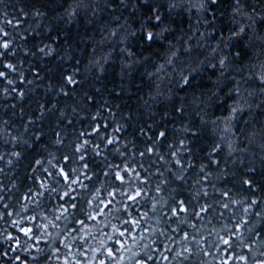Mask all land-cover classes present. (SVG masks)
<instances>
[{
  "label": "trees",
  "instance_id": "16d2710c",
  "mask_svg": "<svg viewBox=\"0 0 264 264\" xmlns=\"http://www.w3.org/2000/svg\"><path fill=\"white\" fill-rule=\"evenodd\" d=\"M241 2L247 12L255 8L261 15L256 18L255 31L246 26L230 42L224 55L231 63L225 61V69L218 58L210 60L208 53L221 34L238 31L237 21H244L234 14L236 0L209 3L203 17L210 26L201 23L196 7L189 8L180 0H0V44L7 41L10 45L0 48L4 53L0 72L6 74L0 76V264H99L100 260L136 264L145 258L143 245H148L147 255L153 257L148 264H260L264 259V217L255 213L264 212V93L260 92L264 89L260 79L264 56L257 53L264 50V0ZM149 4L155 6L163 25L146 21ZM142 22L150 23L149 30L162 32V36L144 39ZM201 34L204 39L198 44ZM124 49H131L133 57ZM168 58L176 65L175 71L171 65L167 68L173 79L185 69L188 83L183 84L181 78L182 88L169 85L166 90L152 75ZM188 67L196 71L189 73ZM69 76L76 83H69ZM240 85L244 96L240 103L247 100L251 107L245 106L231 124H221L229 115V105L240 97L234 91ZM217 86L219 98L213 97L205 107L203 101ZM160 132L166 135L160 137ZM85 139L99 149L89 150L81 162L76 149ZM108 140L114 142L107 144ZM37 160L44 161L42 167ZM83 163L89 166L84 171L92 176L91 181H84L88 189H78L77 203L84 212L74 211L66 225L58 221V237L52 228L44 237L35 226L46 223L43 216L54 219L62 201L58 193L40 188L39 182L47 175L43 169L55 174L60 167H74L80 175ZM109 164L127 166L146 177L143 184L133 182L143 188L145 196L131 206L130 216L122 205L131 202L117 196L95 222L86 221L96 238L80 240V233L74 232L77 239L65 248L62 241L69 231L80 227L75 220L85 219L87 201L96 187L103 183L127 192L133 186L120 187L103 175ZM48 183L57 187L51 178ZM39 191L44 195L35 203L24 199ZM179 200L189 208L179 218L183 224L171 215ZM252 201L257 203L250 215L245 214L243 208ZM26 204L28 211H22ZM202 205L211 207L201 216L193 215L192 209L198 211ZM145 212L147 217H143ZM28 216L38 219H23ZM130 218L140 219L141 227L121 223ZM241 218L248 222L246 228H236ZM109 222L121 230L130 229L131 238L115 236L105 244V250L113 249V257L98 251L93 259L92 248L99 247L102 233L112 234ZM21 227L34 228V234L26 237ZM232 231L242 234L244 240L233 237L229 249L220 239H227ZM117 239L130 251L115 243ZM185 249L184 255H176ZM133 252L137 255L130 259ZM240 256L246 260H239Z\"/></svg>",
  "mask_w": 264,
  "mask_h": 264
},
{
  "label": "snow or ice",
  "instance_id": "6c2138e0",
  "mask_svg": "<svg viewBox=\"0 0 264 264\" xmlns=\"http://www.w3.org/2000/svg\"><path fill=\"white\" fill-rule=\"evenodd\" d=\"M147 12L150 13V15H147L146 17V21H152L155 20L156 22L160 23L161 22V16L159 15V13L156 11V8L154 5H147ZM152 27V25L150 23L147 22H142L140 24V30L143 32L144 34V39H146L147 41H153L154 39H158L159 38V33L158 32H154L152 30H149ZM4 36L7 35V33L3 34ZM0 39H2V37H0ZM9 43L7 41H4L2 44H0V48L3 49H8L9 48ZM41 51H43V49H41ZM3 52H0V55H3ZM8 67H13L12 65H8ZM6 74L3 72H0V76H5ZM67 80L69 83H76V81L71 77H67ZM188 81H186L187 83ZM182 110V109H181ZM235 111V109H234ZM95 131V129H94ZM82 136L84 134H81ZM166 135V133L164 132H160L159 136L160 137H164ZM61 141L57 140L56 143H60ZM114 141L112 140H108L107 144H112ZM107 144L105 145V147L107 146ZM99 149V146H97L96 148H92L91 146V141L89 140H82V142L80 143L79 147L76 149V153H79V161H85L86 158V154L89 152V150L93 151V152H97ZM18 155V154H16ZM143 155V154H141ZM65 160H71L73 159V157H65ZM37 165H41V167L44 164V161L41 160H37L35 162ZM48 164L52 165V167H56V165L52 164V161H47ZM177 164H180V160L176 161ZM88 164L87 163H83L81 166V170H80V175H77L78 169L77 168H67V170L65 169V167H60L55 174H53L52 172H49L47 168H44L43 171L45 173H47V175L45 176V178L43 180H41L39 182L40 188L43 189L44 191H48L50 193H58L59 194V198L62 201L61 204H59L57 211H58V215H56L54 217V219H48L47 216H43V219L46 221V223H38L36 224V228L41 229L42 233L44 235V237H48L50 235L48 229L52 228V229H56L57 230V237L60 235V227L58 225V221H63L65 223V225L67 224L68 220H69V216H73L74 211H80V212H84V209L81 207L80 204L77 203L78 199L80 198V192L78 191V189H88L89 185L84 183L85 180L87 181H91L92 180V176L88 175L87 171H84L86 169H88ZM106 167L108 168V171L103 173V175L107 176L109 178V180H111L113 182V184H115L116 182L119 183L120 187H124V188H128L129 184H132L133 186L131 188H128V191H120L119 188H116V190H113L112 188H110L109 186L101 183L99 187H96L94 189L93 192L90 193V199L87 201L88 204V209L89 211L85 212V219H76L75 223H77L80 227L73 229L72 231H69L67 233V236L65 237V240L62 241L64 243V247L65 248H69L71 242L75 241L77 239V236L74 235L73 233H80L79 235V239L80 240H84L85 237L91 238V239H95L96 237L93 235V231L91 228H89L88 224L86 223V221H96L97 217L100 216L103 213V209L105 208H109L112 203L114 202V199L117 196L120 197H124L127 199V201H130V204H123L122 208L124 209V211L126 213L129 214V216L131 215L130 213V209L132 205L137 204V201L140 200L142 197L145 196V191L143 190V188L140 185H136L133 182L136 180H140L141 184L144 183V181L146 180V177H142L140 176L139 173H137L135 171V169L129 168L127 166L124 167H120L117 165H106ZM203 167V166H202ZM95 175V174H93ZM62 178L63 180V184L60 183V179L57 178ZM82 177V178H81ZM51 178V180L57 185V187H51L50 184L48 183V179ZM177 179H183V177H176ZM208 177L205 176V179H207ZM197 183H200L199 181H197ZM245 183H250L248 181H245ZM65 186L66 189L65 190ZM161 189L159 186L156 187V191L159 192ZM32 190L29 189V192H31ZM44 191H39L36 193H33L32 196H25L24 199L27 200L29 203H35L36 199H38L39 197H42L44 195ZM204 195H208V193L206 191H204ZM222 195H228L227 193H222ZM197 196H199V193H197ZM176 203V206L173 207L171 209V215L173 217H177L179 220L180 224L185 223V221L183 219H179L181 216V213H188L189 212V208L186 206L185 201L184 200H179ZM232 203H242L239 201H232ZM257 201H252L248 207L243 208V212L245 214H251V209L252 206L254 204H256ZM224 208H229V204L228 203H224L222 205ZM211 205H202L200 206L199 210L197 211L195 208L192 209V214L196 215V216H201V214L206 213L209 211ZM153 211H155V205L152 206ZM22 211H28V205H24L23 208L21 209ZM119 211V210H118ZM12 213H8V215H11ZM43 215V214H41ZM256 216H260V217H264V212H256L255 213ZM148 213L145 212L143 213V217H147ZM23 219H27L29 221H35L38 219L37 216H28V217H24ZM14 224H19L20 221H13ZM121 223L123 224H132L134 225L136 228H140L141 227V221L140 219H127V220H123L121 221ZM247 221L244 220L243 218H241L237 224H236V228H246L247 225ZM192 227H194V225H190ZM93 227H96L95 224L93 225ZM109 227L112 229V234H103L102 236L103 238L99 240L98 244L99 247L98 248H92V258L94 259L96 256V253L98 251H104L105 254L107 255V257L109 259H111L114 255L113 249L112 248H107L105 250V244L106 241H112L114 240L115 236H119L121 238H131L130 237V229L128 228H124L123 230H121V228L117 225V224H112L111 222H109ZM225 228H227V225H225ZM177 230H179V228H177ZM249 232L251 231V229H247ZM20 231L24 233V235L27 237L30 234H34V228L32 227H21ZM143 231L147 232L148 229H143ZM152 232L157 231L156 229H152ZM160 235H164L163 232L160 233ZM233 237H235L236 240L239 241H243L244 240V236L242 234H240L239 232H235L232 231L228 234V238L224 239L221 238L220 239V243L226 245L229 249L232 248V244H233ZM140 239H144V236L141 235ZM184 239L187 240L188 236L185 235ZM193 240H195V237H192ZM67 241V242H65ZM115 243L120 244L121 247L124 248L125 251H130V247H126L124 246V242L123 240L117 239L115 240ZM133 243H137V241L135 239H133ZM34 246V245H33ZM245 247H251L250 244H245L243 245ZM142 251H145V258L143 259V261H137L136 264H148L149 260H152L153 257L151 255H147V250H148V245H143L141 248ZM227 250V249H226ZM57 252H59V249H56ZM119 251V249L117 250ZM186 252H188V249H185L184 252H177L176 255L177 256H182L184 255ZM69 255H72V253H69ZM81 255H86V253H81ZM137 254L136 253H131L130 259L132 257H135ZM261 256L264 257V253H261ZM161 257L162 259H167L166 256L163 255V253H161ZM239 260L244 261L246 260V257L244 256H240L238 257ZM90 264V262H89ZM99 264H106V262L104 260H100ZM253 264H256V262L254 261ZM260 264H264V259H262L260 261Z\"/></svg>",
  "mask_w": 264,
  "mask_h": 264
},
{
  "label": "clouds",
  "instance_id": "9594fccd",
  "mask_svg": "<svg viewBox=\"0 0 264 264\" xmlns=\"http://www.w3.org/2000/svg\"><path fill=\"white\" fill-rule=\"evenodd\" d=\"M216 2V0H197V3H191V0H180V3H187L189 5V8L191 7H196L198 9V11L200 12V19H201V23H203L206 26H210L209 21L204 19L203 17V13L204 11H206L209 7V3L214 4ZM180 3L176 4V7L180 6ZM173 6V5H170ZM157 7H159V5H157ZM234 14L237 17H243L244 21L240 22L237 21L240 26H239V30L236 32H232L229 35H223L221 34V39L219 41V43L216 44L215 47L211 48V51L208 53V58L211 59H217L218 58V62L220 64V66L222 68H227V65L225 63V61H229V63H231V61L229 60L227 55H224V53L227 52L230 42L240 36L241 34H243L245 32V27L247 26L250 30L255 31V23H256V18L258 16H260V13H256L255 8L252 9V13L247 12V10L244 7V4L241 2V0H236V7L234 9ZM160 15V14H159ZM250 22V23H249ZM164 21L161 20L160 24L163 25ZM159 33V37L162 36V32H158ZM133 35H135V33H133ZM204 39V35L201 34V36L197 39V43L199 44L201 40ZM191 47V46H189ZM125 51H127L129 57H133V53L131 51V49H124ZM187 51V49H186ZM173 56L176 55V53L172 54ZM258 56H264V50L259 51L257 53ZM135 62V61H133ZM171 65L173 68V71H175L176 69V65L173 63L171 58H168L164 64H160L159 67L156 69V72L153 73V76H156L159 78L160 82L163 83L165 85V89L168 90V86L170 85L172 88H182L183 84H187V78L184 76V71L185 69L181 68V70L176 74L177 78L173 79L172 73H169L167 71L168 66ZM212 67H215V64L211 65ZM189 73L195 72L196 69L193 67H188L186 69ZM167 76L168 79L165 81L164 77ZM181 78L183 79V84H181ZM226 79V78H225ZM249 79H251V77H249ZM260 79L262 81H264V75L260 76ZM247 81H245L246 83ZM237 83L239 84V81H237ZM243 87V85H240L238 88H236L234 91L236 92H240V97L239 99H237L236 101H234L232 104L229 105L230 108V112L229 115L224 118L223 120L220 121L221 124H231V122L233 120H237V113L238 112H242L244 110L245 106L251 107V105L247 104V100H245V104H241L240 100L244 99L243 93L241 92V88ZM219 91L220 88L219 86H217V90L216 92H214L211 96H208L204 101V105L205 107L209 106L212 103L213 97H216L217 99L219 98ZM261 93H264V89L260 90ZM250 95H256V93H251ZM169 99L171 98L170 96L168 97ZM258 98V97H257ZM235 109V111H234ZM215 123V122H213ZM228 131H230V129H228ZM231 147V145H230Z\"/></svg>",
  "mask_w": 264,
  "mask_h": 264
}]
</instances>
